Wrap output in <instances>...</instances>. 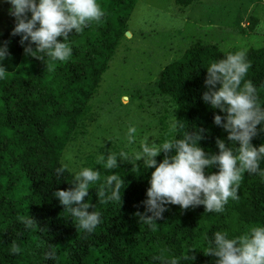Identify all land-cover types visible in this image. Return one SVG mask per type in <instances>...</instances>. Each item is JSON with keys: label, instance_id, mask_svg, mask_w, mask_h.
<instances>
[{"label": "trees", "instance_id": "1", "mask_svg": "<svg viewBox=\"0 0 264 264\" xmlns=\"http://www.w3.org/2000/svg\"><path fill=\"white\" fill-rule=\"evenodd\" d=\"M137 1L97 0L106 15L101 22L70 35L72 56L60 62L42 53L25 54L21 36L11 35L15 27L11 4L0 0V45L7 42L9 50L8 57L0 59V66L6 67V78H0V264H166L172 258H181L180 264H215L216 258L204 253L217 231L234 238L252 226H264V177L244 173L239 199H229L222 212H206L204 205L187 210L169 205L153 230L134 214L145 210L141 202L147 199L154 168L136 162L119 145L106 148L101 155L91 154L84 163V168L101 172L85 197L94 205L88 211L101 213V223L94 231L76 227V219L53 195L73 186L75 173L65 164L64 152L97 119L91 102L126 38ZM196 1L176 3L188 7ZM236 51L198 40L165 65L154 82L146 84L147 94L163 98L173 107L175 127L168 140L203 127L208 132L201 146L209 152L219 151L216 138H226L227 133L213 122L219 110L202 99L204 81L211 63ZM247 59L251 67L244 79L253 82L264 105V46L247 49ZM261 127L264 125H258ZM252 143L257 147L264 144V132ZM121 152L127 155L125 161L119 158ZM110 153L118 156L120 165L111 171L98 163L100 156L106 160ZM163 158L161 153L157 160ZM61 167L65 170L58 175ZM260 167L264 169V160ZM214 171L218 168L206 173ZM111 174L123 180V199L101 203L97 191ZM22 216L34 217L35 225L26 227ZM13 241L21 249L18 254L11 252ZM189 250L196 256L193 261L182 259L191 254ZM52 252L55 257L46 259Z\"/></svg>", "mask_w": 264, "mask_h": 264}, {"label": "clouds", "instance_id": "2", "mask_svg": "<svg viewBox=\"0 0 264 264\" xmlns=\"http://www.w3.org/2000/svg\"><path fill=\"white\" fill-rule=\"evenodd\" d=\"M8 2L11 4L10 14L15 19L11 35L21 36L20 44L24 46L25 54L36 56V53H42L52 61L69 60L72 56L70 35L83 32L90 24L101 22L106 15L97 0ZM8 55L5 42L0 45V59H6ZM37 57L43 60V56ZM250 67L247 50L228 52L207 67L204 81L206 91L202 99L205 104L219 110L213 122L227 133L226 138H216L218 152L206 151L201 146L200 141L207 139L205 134L208 132L203 127L186 131L182 138L176 140L157 144L155 141L149 143L146 138L142 142V150L136 153L135 161L142 160L144 167L154 168V171L151 173L147 199L141 202L145 210L134 214L139 221L148 223L155 230V222L163 218L169 205H179L182 210L204 205L206 212H222L229 199H239L238 191L244 173L264 177V169L260 167L264 160V144L257 147L252 143L254 137L264 132V127L258 128V125H264V105L253 82L244 79ZM0 78H6L4 66H0ZM136 131L134 126L129 127V143L135 141ZM161 153L164 158L158 161ZM119 158L125 161L127 155L121 152ZM98 163L109 171L120 166L118 156L111 153L106 160L103 155L100 156ZM212 168H218V171L206 173ZM64 170V167L58 168L57 174H62ZM100 178L99 169L82 168L75 173L72 187L53 193L76 219V227L88 232L94 231L101 223V213L95 210L89 212L88 209H94V205L85 200L89 196L90 184ZM122 187L121 177L116 174L106 176L97 191L99 201H121ZM20 220L28 228L36 223L34 217L22 216ZM20 251L13 241L11 252L18 254ZM204 254L215 257V264H264V226H252L249 231L234 238H229L226 232L217 231L212 246ZM54 257L55 253L52 252L45 258ZM180 259L172 258L166 264H180ZM182 259L193 261L196 256L194 252L186 253Z\"/></svg>", "mask_w": 264, "mask_h": 264}, {"label": "rangeland", "instance_id": "3", "mask_svg": "<svg viewBox=\"0 0 264 264\" xmlns=\"http://www.w3.org/2000/svg\"><path fill=\"white\" fill-rule=\"evenodd\" d=\"M129 31L91 102L97 119L64 152L63 160L74 173L84 168L88 156L101 155L113 145L135 156L146 138L157 144L168 140L173 107L147 94L146 84L198 40L225 51L264 46V0H197L188 7L176 0H138ZM133 126L135 141L129 143Z\"/></svg>", "mask_w": 264, "mask_h": 264}, {"label": "water", "instance_id": "4", "mask_svg": "<svg viewBox=\"0 0 264 264\" xmlns=\"http://www.w3.org/2000/svg\"><path fill=\"white\" fill-rule=\"evenodd\" d=\"M126 34H127V35H131V32H130V31H127Z\"/></svg>", "mask_w": 264, "mask_h": 264}]
</instances>
